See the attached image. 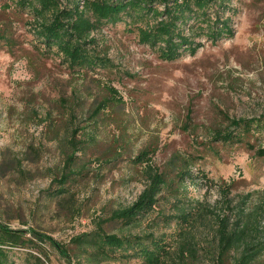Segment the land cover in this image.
<instances>
[{"label":"rangeland","instance_id":"obj_1","mask_svg":"<svg viewBox=\"0 0 264 264\" xmlns=\"http://www.w3.org/2000/svg\"><path fill=\"white\" fill-rule=\"evenodd\" d=\"M80 1L60 0L70 8ZM220 12L233 34L197 36V52L172 61L140 41L138 26L157 17L124 12L93 33L85 47L98 61L80 69L44 43L39 24L50 13L0 0V220L53 236L82 264L97 263L73 239L100 222L142 243L165 239L179 264H215L217 224L208 210L226 189L234 204L248 193L251 208L264 201V157L214 137L241 132L231 118L264 117V0H225ZM247 140L264 146V126ZM144 150L166 178L158 201L134 223L111 220L148 184ZM23 239L4 246L12 264H68L49 243L31 233ZM183 243L195 255L182 256ZM126 246L102 264H143Z\"/></svg>","mask_w":264,"mask_h":264},{"label":"trees","instance_id":"obj_2","mask_svg":"<svg viewBox=\"0 0 264 264\" xmlns=\"http://www.w3.org/2000/svg\"><path fill=\"white\" fill-rule=\"evenodd\" d=\"M224 3L225 0H81L70 8L61 4L60 0H28V4L36 9L40 7L41 10L50 13V16H44L39 24L44 43L51 48L56 47L73 66H78L80 69L95 65L98 61L85 47L95 42L93 33L103 22L117 19L124 12L139 14L141 17L150 14L157 17L155 23L138 26V31L140 41L157 46L162 59L176 60L183 51L194 54L201 46L196 40L197 36L206 34L213 41H217L223 36L233 34L229 21L222 19L220 6ZM214 5L219 9L213 10ZM196 29L200 31L195 33ZM102 106H99L97 111ZM188 117L190 118V113ZM230 120L231 125L241 129V132L235 134L230 130H215V139L247 143L250 149H256L258 156L264 157V146L256 147L247 140L253 127L264 126V117ZM74 154L69 156L66 167L70 165ZM138 159L147 163L145 168L148 184L132 205L114 210L109 218L111 220L136 222L140 214L157 203L158 194L166 183L164 174L150 161L147 150H144ZM69 177L70 175H64L60 184L65 185ZM252 195V193L242 195L239 202L234 204L230 190L226 189L218 206L208 210L217 224L215 264H264L262 220L264 201L251 208L249 202ZM185 216L186 214L182 217ZM185 221H189L188 218ZM102 224L103 222L98 224L96 231L83 233L73 239V243H77L82 250L81 254H88L87 257L92 262L102 264L112 259L114 250L124 249L128 245L136 248V256L143 259V264H179L180 261H171L172 252L165 239L154 236L150 243H142L139 238L133 239L117 233H108L103 230ZM27 233H31L33 239L39 243H49L53 246L68 264H82V261L74 260V255L66 243L53 236L34 228L15 229L2 221H0V264H12L4 246L24 244L23 237ZM185 249L195 255V250L183 243L182 256Z\"/></svg>","mask_w":264,"mask_h":264},{"label":"water","instance_id":"obj_3","mask_svg":"<svg viewBox=\"0 0 264 264\" xmlns=\"http://www.w3.org/2000/svg\"><path fill=\"white\" fill-rule=\"evenodd\" d=\"M1 221V220H0Z\"/></svg>","mask_w":264,"mask_h":264}]
</instances>
